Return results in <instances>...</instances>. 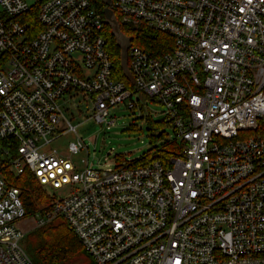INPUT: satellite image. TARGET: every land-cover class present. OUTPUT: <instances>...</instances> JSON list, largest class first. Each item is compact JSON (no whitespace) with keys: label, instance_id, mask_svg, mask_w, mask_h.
<instances>
[{"label":"built area","instance_id":"1","mask_svg":"<svg viewBox=\"0 0 264 264\" xmlns=\"http://www.w3.org/2000/svg\"><path fill=\"white\" fill-rule=\"evenodd\" d=\"M0 0V264H34L27 233L63 218L95 264H264V0H112L121 22L174 39L153 57L130 47L135 92L118 80L94 0ZM145 94L182 144L143 166L79 168L50 147L74 132L59 101L86 98L92 119L139 107ZM16 145V154L10 146ZM81 139L69 145L78 155ZM29 170L45 189H70L28 217L2 176Z\"/></svg>","mask_w":264,"mask_h":264},{"label":"trees","instance_id":"2","mask_svg":"<svg viewBox=\"0 0 264 264\" xmlns=\"http://www.w3.org/2000/svg\"><path fill=\"white\" fill-rule=\"evenodd\" d=\"M99 13L104 17L105 5L101 0H94ZM39 4L32 7L27 17L30 20V26L36 33L43 30V27L37 20ZM119 22L121 35L128 40V49L130 47H140L153 57H161L171 51L174 46V39L161 32H157L146 26L132 27L121 22L119 14L115 13ZM105 39L115 66V73L118 80L123 81L127 88L135 92V86L128 72L127 64L123 59V48L119 38L113 34L111 25L104 21ZM127 49V50H128ZM128 52V51H127ZM143 96L148 97L145 94ZM142 109V105L139 107ZM147 123L150 125V131L154 129L170 128L162 121L153 123L148 116ZM152 142H161L160 146H155L149 150L141 159L132 162L135 166H143L154 161L168 162L171 157L180 156L182 144L174 139H168V134L162 132L159 135H151ZM10 139L3 140L0 144L9 148ZM16 143L10 146V152L16 154ZM124 161V157L118 156L117 162ZM2 176L9 185L17 188L21 192V200L28 217H32L39 210L49 206L53 202V197L43 188L36 177L29 170L21 175H16L8 159L2 160ZM26 251L34 264H71L75 257L82 254H88L81 241L76 236L72 228L63 218H56L46 226L35 229L25 237ZM89 255V254H88ZM90 256V255H89Z\"/></svg>","mask_w":264,"mask_h":264},{"label":"rangeland","instance_id":"3","mask_svg":"<svg viewBox=\"0 0 264 264\" xmlns=\"http://www.w3.org/2000/svg\"><path fill=\"white\" fill-rule=\"evenodd\" d=\"M26 1L32 6L35 5V0ZM134 99L140 100L142 109L131 110L128 103L120 104L110 110L108 122L114 121L113 124H98L92 119V112L84 96L62 98L59 105L71 125L76 127V133L56 136L50 148L69 158L79 168L84 167V162L100 169L115 168L118 156L124 157L123 163L141 159L153 147L161 145L160 141L153 143L151 135H159L164 131L170 139L173 131L170 128L150 131L146 118L149 116L156 124L162 122V107L155 100L140 94H136ZM79 139L83 141L85 148L78 155L70 154L69 145ZM46 190L56 199L70 195L68 188L59 191L50 188ZM22 246L26 249L25 240ZM71 264H95V261L88 254H82L75 257Z\"/></svg>","mask_w":264,"mask_h":264},{"label":"water","instance_id":"4","mask_svg":"<svg viewBox=\"0 0 264 264\" xmlns=\"http://www.w3.org/2000/svg\"><path fill=\"white\" fill-rule=\"evenodd\" d=\"M102 3L105 5L104 9V17L106 23L111 25L113 29V34L116 35L119 38V41L123 48V59L124 63L127 64V49H128V40L124 38V36L121 35L120 29H119V22L116 19L115 12L111 9L112 6V0H101Z\"/></svg>","mask_w":264,"mask_h":264},{"label":"crops","instance_id":"5","mask_svg":"<svg viewBox=\"0 0 264 264\" xmlns=\"http://www.w3.org/2000/svg\"><path fill=\"white\" fill-rule=\"evenodd\" d=\"M18 228L25 231L27 235L37 229L36 223L32 218H27L18 223Z\"/></svg>","mask_w":264,"mask_h":264}]
</instances>
